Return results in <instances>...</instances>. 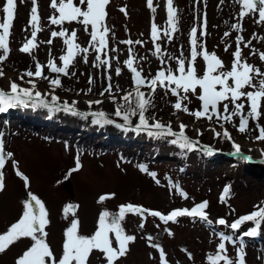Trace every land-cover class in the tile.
Returning a JSON list of instances; mask_svg holds the SVG:
<instances>
[{
  "label": "rangeland",
  "instance_id": "1",
  "mask_svg": "<svg viewBox=\"0 0 264 264\" xmlns=\"http://www.w3.org/2000/svg\"><path fill=\"white\" fill-rule=\"evenodd\" d=\"M3 4L4 0H0V8ZM154 4L157 7L155 14L146 7V0H112L107 20L111 29L109 49L115 47L120 51L118 53L109 51V56L119 58L111 61L110 71L104 67L93 66L96 63V53L90 49L88 63L83 62V54L78 55L69 69V72H75V75L60 76L62 86L55 90L48 80L33 77L36 84L34 98L35 92L38 91L41 93L40 99L51 104V97L55 95L58 97L57 104L62 106L67 102L78 112H104L105 116L113 121L112 124L94 123L91 115L85 119L70 113H54L39 108L40 112L49 117L48 128L49 125L40 124L38 121L46 119L44 115L38 117L35 113L32 115V112L24 113L23 121L26 120L28 123L23 124L19 123L22 118L17 117L16 113L14 117L10 114L8 121L6 119L8 115L6 113L1 115L0 111V132L3 133L5 151L14 154L21 171L30 178V191L45 202L51 221L46 229L49 232L48 240L57 251L63 241V231L72 219L71 216L68 220L63 218L62 209L68 203L79 205L77 216L81 221V232L91 234L95 230L101 211L108 210L115 214L119 211V206L128 203L168 214L174 209H191L196 204L207 201L209 206L206 211L213 222L212 225L189 217H179L176 223L164 225L157 218L148 217L145 228L141 230L140 217L132 214H127L122 222L126 233L137 237L136 242L130 246L127 257L122 258L123 264H159V253L149 246L144 238L147 235H152L153 242L164 248L169 264H207V256L214 255L221 242L219 233L223 232L237 239L243 231L254 226L249 222L242 226L239 232L233 233L230 228L220 226L216 221L223 218L231 224L240 216L252 212L254 205L264 202V154H262L264 141L255 139L258 131L255 130L253 122L250 121L252 130L245 134L239 133L234 126L239 122L236 117L233 118V124L224 125L230 132L232 141L240 145L241 152L236 155L232 141L225 140L222 135L218 139L215 138V133L211 129L220 133L224 131L215 121L210 124L204 119L196 121L183 112L174 114L171 104L176 98L165 96L162 90H158V96L154 98L155 107L152 108L154 118L164 124L170 122L173 131L176 132L179 131L180 123H184L188 126L186 135L199 141L196 150H193L197 154L191 152L185 158L181 157L187 164L186 168L184 166L185 171L181 173L182 169L178 168L181 163L176 161L175 155L180 154L182 150L170 143L174 137L155 139L149 137L147 133H137L131 129L138 123V117H132V124L125 125L123 120L115 115L118 106H123L122 110L128 108V103L122 97L134 91L132 74L124 66V61L128 58V46L119 41L126 39L145 41L143 47L134 46L137 66L143 69L144 75H155L161 67L159 60L151 55L153 44L149 37L153 15L158 26L161 28L167 26L165 0H154ZM173 4L177 9L179 30L170 43L166 38L160 41L162 50L171 56H179L183 51L187 56L190 30L193 26L199 27L206 13L208 35L202 39L206 41L208 51H215L225 62L226 67H230L231 52L235 50L237 35L232 31L231 25L238 22L239 12V6L234 0H223V3L221 0H199V3L197 0H173ZM38 5L42 31L37 36L38 47L30 56L21 53L19 48L26 37L30 38L31 29L28 31L25 29L28 28L31 0H25L24 3L18 0L16 18L9 40L10 55L3 64H0L5 73L4 77L0 78V90L10 92L11 81H15L21 87L31 88L23 85L25 78L21 81L19 77L25 71L35 72L36 62L44 66V75L49 78L56 77L46 65L50 59H55L60 65L59 56L65 54V46L61 38L53 39L51 45L46 43L51 38V32L59 31L60 28L49 23V17L55 14L49 6L50 0H38ZM125 6L127 17L119 11ZM2 19L3 13L0 11V22ZM255 19L256 17H248L243 21L242 34L245 40L250 39L254 33L258 37H264V25H257ZM65 27L69 31H77V43L81 47L89 46L90 37L83 31L81 25L73 23L65 24ZM226 31L232 34L224 40ZM226 43L231 44L228 52L224 51ZM252 46L257 52L264 51V43L257 39L252 40ZM243 55L249 63L264 69V63L259 61L258 56L250 55L249 49H243ZM140 57L146 59L141 60ZM167 63L175 68L174 60ZM197 66L199 69L203 68L202 59H198ZM116 67L121 68L120 76L115 74ZM107 75L112 76L111 94L105 91L109 83ZM90 78L93 81L91 84ZM142 91L147 92L148 89L144 88ZM97 100L101 103L90 105L91 101ZM188 106L190 110H197L199 101L193 97ZM32 120L33 125L29 124ZM149 120L153 121L152 118ZM260 123L264 125V119H261ZM117 124L122 127H117ZM51 128L56 131H51ZM197 130L202 135H198ZM116 138L120 142L116 143ZM204 147H211L213 155L204 154ZM214 152L218 154L214 155ZM77 156L82 163V169L66 179V173L74 167ZM140 165L145 166L150 172H155L159 183L147 173L141 172ZM4 171L7 189L0 195V231L5 230L6 225L15 222L21 213V202L27 198L23 182L15 176L10 162ZM225 187L230 188V194L221 202L220 197ZM180 192L185 193L187 199L181 196ZM110 193H115L114 199L104 204L97 203L100 195ZM165 228L174 235L169 237L164 231ZM224 242L228 255L235 261L239 242L236 245ZM29 244V240H22L7 254L0 255V264H14L17 255ZM184 249L192 254V259L188 258ZM244 250L246 264H264V224L257 237L244 238ZM92 264H105V261L96 254Z\"/></svg>",
  "mask_w": 264,
  "mask_h": 264
},
{
  "label": "snow or ice",
  "instance_id": "2",
  "mask_svg": "<svg viewBox=\"0 0 264 264\" xmlns=\"http://www.w3.org/2000/svg\"><path fill=\"white\" fill-rule=\"evenodd\" d=\"M24 3L25 0H19ZM112 0H50V8L54 10L53 15L49 17L51 25L59 26V31H52L50 39L46 41L51 45L53 39L61 38L65 46V54L59 56L61 62L58 65L55 59H50L46 65L51 73L56 74L55 78H49L44 75L43 68L39 62L35 64V72L25 71L19 78L23 81L24 77L30 78L27 83L31 88H24L11 81L9 84L10 92L0 90V111H7L10 108L17 106L23 107H41L49 112L64 111L74 116H80L87 119L89 115L93 117L94 123L112 124L113 121L105 116L104 112H78L74 106H69L65 102L62 106L57 104L58 97L52 95V103L49 104L45 100L39 99L40 92L35 91V80L31 78L45 79L49 81L52 89L61 87L60 76L68 77L75 75V72H69L76 57L83 54V62L88 63V54L90 49L96 53L94 67H104L107 71L112 68L111 61L118 60V56H109V51L118 53V48L109 49V37L111 29L107 24L109 16V5ZM239 6L238 22L231 25L232 31L236 32L235 50L231 52L232 61L230 67H226L225 62L217 55L215 51L209 52L206 47V41L202 38L208 35L207 33V17L206 13L202 23L193 26L189 33V52L185 56L181 51L179 56L168 55L162 50L160 41L167 39L171 42L174 39V34L178 32V14L174 7L173 0H165L166 23L167 26L161 28L155 21L153 15L150 26V41L153 44L151 55L159 60L161 67L155 72V75L146 76L143 69L137 66V55L134 46L143 47L145 41L126 39L119 43L128 46V58L124 61V66L132 74L134 91L125 94L122 99L128 103V108L123 109V106H118L115 109V115L120 117L125 125L132 124V117H138V123L132 128V131L137 133H147L149 137L157 139L165 137H174L170 140L172 145L178 146L181 150L193 151L196 150L199 141L190 139L186 135L187 125L180 123L179 131H173L172 125L169 122L164 124L159 120L149 122V117L146 113L149 109L155 107L154 98L158 90H162L165 96L170 95L175 97V102L171 104L175 113L183 112L192 116L196 121L204 119L210 124L215 121L221 129L222 133L216 132L215 138H220L222 135L225 140L232 141L230 132L224 128L225 124H233V118H238L237 131L245 134L252 130L250 121L254 123L255 130L258 131L256 136L257 141H264V125H261V119H264V69L248 62L243 55V49H249L250 55L258 56L259 61L264 63V51H259L252 46V40L257 39L260 43H264V37H258L255 33L253 36L245 40L243 36V21L248 17H256L257 25H264V0H234ZM199 3V0H197ZM223 3V0H221ZM18 0H4V4L0 11L3 13L2 22H0V64H3L10 55L9 40L11 30L16 18ZM30 18L28 21V29H31L30 38H25V42L19 48L21 53L32 55L33 51L38 47L37 36L42 31L41 17L39 13L38 0H31ZM146 7L151 13L155 14L157 7L154 0H146ZM126 17L128 15L127 7L119 9ZM78 24L82 26L83 31L90 37L88 47H81L77 43V31H69L65 24ZM199 31V36H198ZM231 32L224 33V40L231 35ZM142 35V34H141ZM243 46V47H242ZM231 44H225L224 51L228 52ZM103 57V58H102ZM141 60L146 59L140 57ZM198 59H202L203 68L197 66ZM174 60L175 68L171 67L167 61ZM116 76L121 75V68H115ZM5 75L0 68V78ZM109 81L105 91L112 93L111 84L112 76L107 75ZM93 81L89 79L91 84ZM147 88L148 91H142ZM104 93L102 92L101 95ZM195 97L199 101L197 110H190L189 104L192 98ZM38 101V102H37ZM99 104L101 101H91V104ZM117 127L122 125L117 124ZM153 129L155 131H153ZM198 135H202L197 130ZM3 133L0 132V194L5 193L7 189L5 168L9 164L15 172V176L23 182V187L26 191V199L22 203V209L19 217L5 226V230L0 231V255L7 254L17 246L22 240H29L27 245L15 258L14 264H92V259L99 254L103 258L105 264H123L122 258L127 257L130 252V246L137 240L135 235L127 234L122 222L127 214H132L140 217L141 222L139 229L143 230L148 217L157 218L164 225L176 223L179 217H189L193 220H200L212 225V220L209 219L207 213L208 202L196 204L191 209L181 208L174 209L168 214H163L160 211L150 210L148 208L128 203L119 206V211L115 214L108 210L101 211L96 221L95 230L91 234H82L81 221L77 216L79 205L68 203L63 209V218L65 220L72 217L69 226L63 231V241L59 251H57L49 242V232L46 230L51 221L49 218V210L36 194L30 191L31 181L20 169L19 162L14 159V154L5 151V142L2 139ZM232 148L235 149V154L239 155L240 145L232 141ZM203 151L207 155H213L211 147H204ZM264 154V153H262ZM82 163L77 156L72 167L66 173V179L73 173L81 171ZM139 170L147 173L156 180V173L150 172L145 166L140 165ZM159 183L158 180H156ZM230 194V188L225 187L223 195L220 197L221 202ZM180 195L187 199V195L180 192ZM115 193L100 195L97 203L104 204L106 201L114 199ZM254 225L249 230L243 231L242 234L233 239L232 236L219 233L221 242L218 244L215 254L207 256V264H246L244 238H255L259 235V230L264 224V202L254 205V210L246 215L240 216L234 222L229 224L225 219L220 218L216 223L220 226L230 228L233 233L239 232L242 226L246 223ZM159 227V225H156ZM164 231L169 237L174 235L168 228ZM149 246L154 248L159 253V264H169L164 248L154 243V237L147 235L144 237ZM224 241H228L233 245L239 242V247L236 251V260L234 261L228 255V250ZM188 258L192 259V254L184 249Z\"/></svg>",
  "mask_w": 264,
  "mask_h": 264
},
{
  "label": "trees",
  "instance_id": "3",
  "mask_svg": "<svg viewBox=\"0 0 264 264\" xmlns=\"http://www.w3.org/2000/svg\"><path fill=\"white\" fill-rule=\"evenodd\" d=\"M154 110H152V108L151 109H149V111L146 113V116L147 117H149V118H153L154 117Z\"/></svg>",
  "mask_w": 264,
  "mask_h": 264
},
{
  "label": "bare ground",
  "instance_id": "4",
  "mask_svg": "<svg viewBox=\"0 0 264 264\" xmlns=\"http://www.w3.org/2000/svg\"><path fill=\"white\" fill-rule=\"evenodd\" d=\"M6 80H7V79H6ZM115 141H116V143H117V142L119 141V140H118V138H116V140H115ZM119 142H120V141H119ZM12 192H13V191H12ZM0 195H1V194H0Z\"/></svg>",
  "mask_w": 264,
  "mask_h": 264
}]
</instances>
